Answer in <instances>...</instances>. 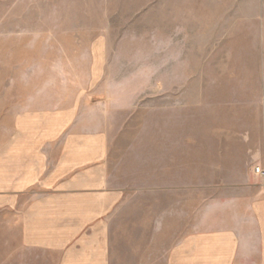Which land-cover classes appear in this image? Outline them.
<instances>
[{
	"label": "rangeland",
	"instance_id": "obj_1",
	"mask_svg": "<svg viewBox=\"0 0 264 264\" xmlns=\"http://www.w3.org/2000/svg\"><path fill=\"white\" fill-rule=\"evenodd\" d=\"M83 96L109 110L112 176L130 196L166 160L191 218L264 196V0H0V144L20 109ZM133 210L117 255L162 264L166 238L152 244Z\"/></svg>",
	"mask_w": 264,
	"mask_h": 264
},
{
	"label": "crops",
	"instance_id": "obj_2",
	"mask_svg": "<svg viewBox=\"0 0 264 264\" xmlns=\"http://www.w3.org/2000/svg\"><path fill=\"white\" fill-rule=\"evenodd\" d=\"M14 114L0 144L2 264H157L149 260L156 254L143 260L135 251L138 260L124 262L114 249L115 223L133 203L134 228H144L152 244L166 238L162 264H264L262 192L208 211L202 202L191 218L188 196L174 197V186L184 192L185 184L178 175L175 184L172 160L150 165L149 177L133 183V196L129 184L115 180L103 104L83 96ZM247 183L242 188L250 189Z\"/></svg>",
	"mask_w": 264,
	"mask_h": 264
},
{
	"label": "built area",
	"instance_id": "obj_3",
	"mask_svg": "<svg viewBox=\"0 0 264 264\" xmlns=\"http://www.w3.org/2000/svg\"><path fill=\"white\" fill-rule=\"evenodd\" d=\"M254 171H256L264 178V169H262L261 167H257L256 169H254Z\"/></svg>",
	"mask_w": 264,
	"mask_h": 264
}]
</instances>
